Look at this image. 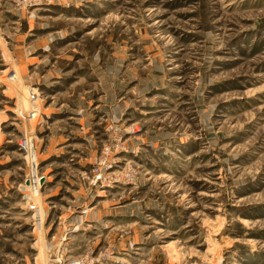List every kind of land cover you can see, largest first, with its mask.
Wrapping results in <instances>:
<instances>
[{"label":"rangeland","instance_id":"obj_1","mask_svg":"<svg viewBox=\"0 0 264 264\" xmlns=\"http://www.w3.org/2000/svg\"><path fill=\"white\" fill-rule=\"evenodd\" d=\"M0 264H264V0H0Z\"/></svg>","mask_w":264,"mask_h":264}]
</instances>
